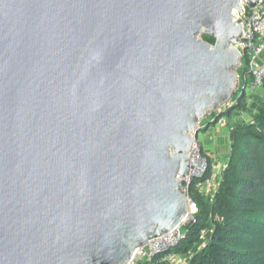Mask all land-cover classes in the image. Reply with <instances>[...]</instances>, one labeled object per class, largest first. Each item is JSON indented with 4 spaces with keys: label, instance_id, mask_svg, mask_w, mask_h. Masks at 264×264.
<instances>
[{
    "label": "water",
    "instance_id": "obj_1",
    "mask_svg": "<svg viewBox=\"0 0 264 264\" xmlns=\"http://www.w3.org/2000/svg\"><path fill=\"white\" fill-rule=\"evenodd\" d=\"M241 1L0 0V264H125L179 226Z\"/></svg>",
    "mask_w": 264,
    "mask_h": 264
},
{
    "label": "trees",
    "instance_id": "obj_2",
    "mask_svg": "<svg viewBox=\"0 0 264 264\" xmlns=\"http://www.w3.org/2000/svg\"><path fill=\"white\" fill-rule=\"evenodd\" d=\"M202 41L214 44L208 35ZM245 74L246 67L238 74L239 87L230 104L214 110L202 130L228 121L230 149L213 192L206 197L199 191L211 179L209 164L205 174L191 178L186 187L195 212L180 226L179 243L138 264H166L167 257H181L182 264H264V80L261 92L252 94L248 102L242 90ZM244 113L248 119H239Z\"/></svg>",
    "mask_w": 264,
    "mask_h": 264
},
{
    "label": "built area",
    "instance_id": "obj_3",
    "mask_svg": "<svg viewBox=\"0 0 264 264\" xmlns=\"http://www.w3.org/2000/svg\"><path fill=\"white\" fill-rule=\"evenodd\" d=\"M240 9V14H238L237 11H234L233 13V22L236 26L239 25L241 31V36L236 40L233 48L240 56V65L238 68L242 67L243 64H245L246 67L242 90L248 94H252L257 88H261L264 80V62L260 61V56L264 53V0H256V5L252 9L248 8V3L246 1H241ZM237 69L235 72L237 78L236 91L239 87V75ZM192 148L193 145L191 146V150ZM191 159L195 161L192 156ZM196 172L197 170L193 173H187L188 176H190V180L193 177H199L195 174ZM184 177H186V175ZM187 199H189V197ZM191 205L194 206L192 202ZM181 224L166 234L148 240L141 249L136 250L132 254L125 264H138L144 259H150L176 246L182 238L180 233ZM175 259L176 258L173 257H167L164 258L163 261L165 263H168L169 261L174 264H182L180 262L177 263V261L175 262Z\"/></svg>",
    "mask_w": 264,
    "mask_h": 264
},
{
    "label": "rangeland",
    "instance_id": "obj_4",
    "mask_svg": "<svg viewBox=\"0 0 264 264\" xmlns=\"http://www.w3.org/2000/svg\"><path fill=\"white\" fill-rule=\"evenodd\" d=\"M207 35V34H198L196 36V39L202 41V36ZM245 71V67H240L237 69V73L242 75ZM236 72V70H235ZM236 92V90H235ZM248 102H251L250 98H248ZM227 104V103H226ZM230 104V103H228ZM214 111H211L208 113L202 120L198 122V130L196 134H191V139L193 141V148L191 150V156L195 160V170L197 172V176L204 175L207 169V166L210 164L212 167V172H211V179L204 185H201L199 187V191L205 194L206 197H210L211 193L213 192L212 187H214L218 179L220 178V175L222 173V170L226 167V158L229 153V138H228V128H227V122L226 118L222 119L217 123L215 127H212L208 129L207 131H202L203 128L207 127L209 121L211 120V114ZM239 119L242 120H247L248 115L246 113L242 114L240 117L238 116ZM233 120H236V118H233ZM193 137V138H192ZM205 158L208 160H205ZM189 159H191L189 155ZM193 170V172L195 171ZM193 172H187V173H193ZM185 174L186 177H182L180 182H181V192L188 198L187 194V189L186 185L189 184L190 182V176L188 174ZM188 202V207H189V213L184 220V222L181 224H187L188 221L191 219L192 214L195 212V206L191 205L190 200H187ZM183 231V229H182ZM177 261L180 263H183L182 258H176L175 262ZM166 264H174L168 263ZM179 264V263H178Z\"/></svg>",
    "mask_w": 264,
    "mask_h": 264
},
{
    "label": "bare ground",
    "instance_id": "obj_5",
    "mask_svg": "<svg viewBox=\"0 0 264 264\" xmlns=\"http://www.w3.org/2000/svg\"><path fill=\"white\" fill-rule=\"evenodd\" d=\"M240 4H241V2H240ZM235 11V10H234ZM234 11L232 12V14L234 13ZM234 17V16H233ZM232 22H233V18H232ZM235 24V23H234ZM210 111H212V110H210ZM210 111H208V112H206L205 113V115H207L208 113H210ZM204 118V117H203ZM191 134H193V133H191ZM191 134L189 135V137H190V139H191ZM193 138V137H192ZM192 143H193V141H192V139H191V146H192ZM191 146H190V148H189V150H188V152H187V154H186V157H187V163L188 162H190L192 165H193V167L192 168H189V167H187L186 168V170H185V174L187 173V172H193V170H195L196 168H195V162L193 161V160H190L189 159V155H190V150H191ZM172 152V151H171ZM191 157V156H190ZM185 176V175H184ZM184 176H182L183 178H184ZM181 176H179V177H177L178 179V182H179V184H181V182H180V180H181V178H182ZM183 178H182V180H183ZM186 198V197H185ZM187 200L188 199H186V202H187ZM187 204V215H188V213H189V207H188V202L186 203ZM187 215H186V217H187ZM186 217L184 218V219H182L181 221L183 222L185 219H186ZM181 222V223H182ZM180 223V224H181ZM179 224V225H180ZM168 233V232H167ZM166 234V233H165ZM152 239H154V238H152ZM151 240V239H150ZM147 242H145V244H146ZM144 244V245H145ZM143 245V246H144ZM143 246H141V247H139L138 249H136V250H139V249H141Z\"/></svg>",
    "mask_w": 264,
    "mask_h": 264
},
{
    "label": "crops",
    "instance_id": "obj_6",
    "mask_svg": "<svg viewBox=\"0 0 264 264\" xmlns=\"http://www.w3.org/2000/svg\"><path fill=\"white\" fill-rule=\"evenodd\" d=\"M260 61L264 62V53L260 56ZM260 92H261V88H257L252 94H254V93L257 94V93H260ZM252 94L246 93L247 98H251L250 96Z\"/></svg>",
    "mask_w": 264,
    "mask_h": 264
}]
</instances>
